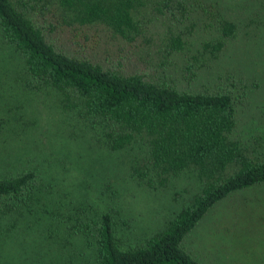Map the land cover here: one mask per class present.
I'll list each match as a JSON object with an SVG mask.
<instances>
[{"label":"trees","instance_id":"trees-1","mask_svg":"<svg viewBox=\"0 0 264 264\" xmlns=\"http://www.w3.org/2000/svg\"><path fill=\"white\" fill-rule=\"evenodd\" d=\"M258 10L264 0H0V264H27L20 241L34 237L57 245V264H201L190 233L264 185V125L253 142L244 119L262 89L231 52L264 29ZM30 98L69 130L33 146L40 115L18 116ZM7 138L31 148L11 153ZM128 184L170 195L152 234L122 216Z\"/></svg>","mask_w":264,"mask_h":264},{"label":"rangeland","instance_id":"rangeland-1","mask_svg":"<svg viewBox=\"0 0 264 264\" xmlns=\"http://www.w3.org/2000/svg\"><path fill=\"white\" fill-rule=\"evenodd\" d=\"M229 6L232 5L229 4ZM239 7L240 6H238V8ZM258 8L260 7L258 6ZM216 9L217 8H215V14ZM218 10L220 11V9ZM232 10L233 9H231V11ZM260 14L264 19L263 12H258V15ZM261 27L253 42L239 41L233 45L231 52L238 68H248L253 72L252 74L258 78L262 89V94H260L259 97L261 96V98L264 99V29L261 30ZM208 28L211 27L208 26ZM156 39L159 42L158 38ZM0 71H3V69H0ZM5 73L11 74L7 69ZM1 85L2 84H0V93L8 95L10 92L6 91L8 90L7 86L1 87ZM31 99L32 98L29 99L27 105L21 106L18 116L22 119L25 118L24 120L27 121L32 119L30 114L32 110L37 111V117L40 115V120L32 129L33 146L37 144L38 147H41L42 143H47L51 138L60 136L62 131L69 130V128L66 127L67 124L64 118L56 117L58 115L46 116L48 108L42 103L43 98L37 102L35 99L34 101ZM50 102V99L46 100L47 106L51 105L52 107V103ZM257 103L258 112L260 111L261 113L255 116V120H250L249 115L251 114L249 112H245L246 115H244L246 123H250V129L256 130L252 138L250 137L253 142L260 139L258 138L260 132L258 126L264 125V101L259 100ZM7 113L10 115L9 110ZM0 117H4L1 112ZM18 127H21V125ZM3 132L4 131L1 133ZM36 140L38 143H34ZM80 140L84 141L83 139ZM7 141V145L11 148L9 151L11 153H13L12 149L15 147L17 150H20V153L25 149L30 150L31 148V146L30 148L26 147L29 146L27 144L30 142L25 143L16 138H7ZM71 145L74 146V144H70L69 146ZM120 165L122 170L117 175L114 174V176H111L113 181H115L117 177L118 179L116 181L122 180L124 177L120 175L125 171V168L122 167L126 166ZM104 176L110 177L107 173L104 174ZM189 180L190 179L178 181L182 182V184H176L178 186L176 188L183 187ZM96 183L97 182H95V184ZM189 185L192 186L191 184ZM131 190H133L132 195H130L131 192H129ZM167 193H150L143 188L136 187L135 184H128L127 194L123 197L125 211L122 216L128 217L129 222L127 223L130 231H133L131 232L132 235L138 236L141 235V232L152 234L163 225L166 210L171 207L170 195L168 196ZM84 205H87L86 208H88V205L94 206L92 202L87 201ZM70 209L73 211V208L70 207ZM33 232H35V230ZM188 239V247L201 264H264V185L243 189L217 203L201 220L198 227L190 233ZM20 242L23 243L20 256L23 257L26 255V259L23 260L24 263L57 264L56 260L59 258V255L53 250V247L57 245L45 244L36 237H34V244L30 241ZM17 250L18 249L15 247L9 251L16 256ZM44 250H47L48 256L45 257H48V260L41 257ZM14 259L17 260V256L12 257L8 255V261L13 262ZM16 263L19 264L21 262L15 261L13 264Z\"/></svg>","mask_w":264,"mask_h":264}]
</instances>
